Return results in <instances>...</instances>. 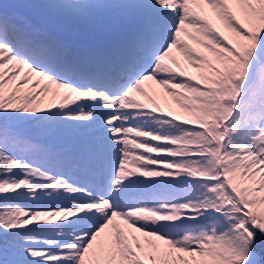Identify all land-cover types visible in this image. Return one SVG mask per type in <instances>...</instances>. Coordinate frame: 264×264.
Returning <instances> with one entry per match:
<instances>
[{
  "label": "snow or ice",
  "instance_id": "6c2138e0",
  "mask_svg": "<svg viewBox=\"0 0 264 264\" xmlns=\"http://www.w3.org/2000/svg\"><path fill=\"white\" fill-rule=\"evenodd\" d=\"M0 264H264V0H0Z\"/></svg>",
  "mask_w": 264,
  "mask_h": 264
}]
</instances>
